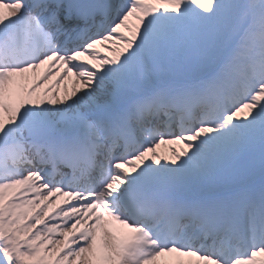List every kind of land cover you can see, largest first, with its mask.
<instances>
[{
  "label": "snow or ice",
  "instance_id": "1",
  "mask_svg": "<svg viewBox=\"0 0 264 264\" xmlns=\"http://www.w3.org/2000/svg\"><path fill=\"white\" fill-rule=\"evenodd\" d=\"M0 264H264V0H0Z\"/></svg>",
  "mask_w": 264,
  "mask_h": 264
},
{
  "label": "rangeland",
  "instance_id": "2",
  "mask_svg": "<svg viewBox=\"0 0 264 264\" xmlns=\"http://www.w3.org/2000/svg\"><path fill=\"white\" fill-rule=\"evenodd\" d=\"M132 23H135V21H131ZM121 31L124 33V35H130L129 32L125 31L124 29H121ZM96 51L100 55L104 53V50H102L101 44L100 46H96ZM83 59H87L86 57ZM89 63H93L92 61H89ZM47 65L42 66L40 69L36 71L35 74L29 73V76H38L42 75L46 69ZM59 69V71H57ZM64 71L63 67L61 65H56L55 68H53V72L55 75L51 76L50 79L44 83L40 88L37 89L35 95L33 96V99H42V100H47L51 99L52 93H58L61 98H64L66 94H70L73 87L76 85L74 78L69 74L63 81L60 82L59 87H56V80L59 78L60 74ZM48 88H52V93H48L47 96L44 95L45 90ZM67 89V93L65 91ZM161 149L163 150H156V154L158 157L161 158L162 161H167L173 159V149H175L177 152H179L183 148V144L179 143H162L160 144ZM139 164L140 162L137 161L135 162ZM127 171H131V169H127ZM65 197H60V200L57 202V204L52 205V210H55L57 208V205L62 204L64 201ZM125 232L128 230L125 229Z\"/></svg>",
  "mask_w": 264,
  "mask_h": 264
},
{
  "label": "bare ground",
  "instance_id": "3",
  "mask_svg": "<svg viewBox=\"0 0 264 264\" xmlns=\"http://www.w3.org/2000/svg\"><path fill=\"white\" fill-rule=\"evenodd\" d=\"M101 47H102V50H104V53L101 55V56H108V57H112L113 56V53L112 52H109V51H107V48L108 47H113V45L112 44H107V45H105V44H101ZM72 76V75H71ZM73 77V76H72ZM74 78V80H75V77H73ZM76 84V83H75ZM75 87H79L78 85H75ZM162 147H160V145H159V147H157L156 148V150L158 149V150H163V149H161ZM164 151V150H163Z\"/></svg>",
  "mask_w": 264,
  "mask_h": 264
}]
</instances>
